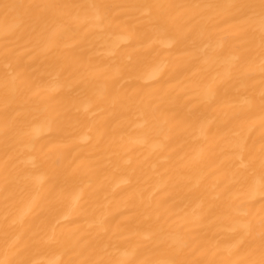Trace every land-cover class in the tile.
<instances>
[{
    "label": "bare ground",
    "instance_id": "6f19581e",
    "mask_svg": "<svg viewBox=\"0 0 264 264\" xmlns=\"http://www.w3.org/2000/svg\"><path fill=\"white\" fill-rule=\"evenodd\" d=\"M258 2L0 0L83 6L0 7V260L156 264L185 242L201 264L246 260L230 249L264 215L262 133L237 114L264 73L258 31L221 43L222 6Z\"/></svg>",
    "mask_w": 264,
    "mask_h": 264
},
{
    "label": "snow or ice",
    "instance_id": "6c2138e0",
    "mask_svg": "<svg viewBox=\"0 0 264 264\" xmlns=\"http://www.w3.org/2000/svg\"><path fill=\"white\" fill-rule=\"evenodd\" d=\"M7 16L10 12L15 11L20 7H27L35 11L36 19H43L45 13L53 8L63 9V16H67L72 19H77L78 17H72V9L81 8L80 5H50V4H36L28 6H20L15 4L3 3L0 5ZM92 9L99 11L106 8L104 5H90ZM160 7V6H157ZM206 7H212L208 5ZM222 7L229 9V13L226 16L224 22L228 23L231 31L227 33L225 37L221 38V43L226 40L234 42V46L244 49L245 46H251L255 35L258 31L259 34V47H260V69L264 73V0H259L258 3H244V4H228ZM99 15L97 19H99ZM24 21L20 16L14 18L13 25L6 30V35L9 32H14L20 24ZM53 35H55V29H53ZM4 58L9 60V67H11V61L13 59H19V54L16 47L11 44L10 41H6L4 47ZM239 59V57H237ZM232 77V73L229 71L220 78L219 81H214L213 84L208 86V95L214 97L216 95V88L218 84L226 82ZM243 109L241 113L237 114L241 118V123H247L248 131H251L257 124L261 128V146H260V167L262 173H264V89L261 90L259 98L252 96L246 97L243 101ZM252 115L249 116L248 114ZM247 141H245L246 145ZM240 158L243 160L244 152L240 153ZM243 233L238 235L234 240L230 251H239L247 241L248 243V258L242 261H224L223 264H264V215H261L259 220L258 232L256 231V226L252 221H247L243 224ZM256 233L259 238L258 247L256 246ZM251 237V239H249ZM18 239V238H16ZM47 240L51 241L54 239V234L46 237ZM15 240L13 241V244ZM185 249H188L186 252ZM197 253L196 248H189L188 244L185 242L173 251V258L158 261L156 264H201L200 261L196 259H188L187 256ZM258 256V258H257ZM0 264H25L24 261L17 260H0ZM69 264H129L126 260H110V259H83L69 261ZM211 264V262H210Z\"/></svg>",
    "mask_w": 264,
    "mask_h": 264
}]
</instances>
